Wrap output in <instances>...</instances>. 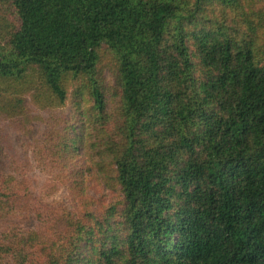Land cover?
Instances as JSON below:
<instances>
[{
	"label": "trees",
	"instance_id": "trees-1",
	"mask_svg": "<svg viewBox=\"0 0 264 264\" xmlns=\"http://www.w3.org/2000/svg\"><path fill=\"white\" fill-rule=\"evenodd\" d=\"M0 124V264H264V0H0Z\"/></svg>",
	"mask_w": 264,
	"mask_h": 264
},
{
	"label": "rangeland",
	"instance_id": "rangeland-1",
	"mask_svg": "<svg viewBox=\"0 0 264 264\" xmlns=\"http://www.w3.org/2000/svg\"><path fill=\"white\" fill-rule=\"evenodd\" d=\"M28 116H32L33 114H37V112L34 110V109H30L28 112H27ZM2 130V125L0 124V132ZM4 149L0 147V158H1V164H0V172H7V169H6V166H5V163H4V159H3V155L4 154Z\"/></svg>",
	"mask_w": 264,
	"mask_h": 264
}]
</instances>
